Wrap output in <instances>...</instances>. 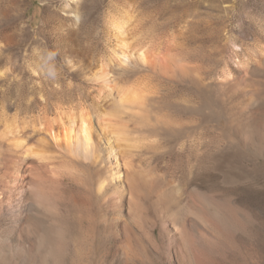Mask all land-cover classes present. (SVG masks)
I'll return each instance as SVG.
<instances>
[{
	"label": "rangeland",
	"instance_id": "374dc122",
	"mask_svg": "<svg viewBox=\"0 0 264 264\" xmlns=\"http://www.w3.org/2000/svg\"><path fill=\"white\" fill-rule=\"evenodd\" d=\"M23 3L17 18L0 0V109L57 119L98 104L102 129L124 134L110 160L157 182L171 215L186 202L205 220L184 227L152 208L155 192L136 217L127 204L85 210L65 181L48 201L69 232L52 241L57 264H264V0ZM131 87L142 103L120 109ZM4 207L0 243L45 227Z\"/></svg>",
	"mask_w": 264,
	"mask_h": 264
},
{
	"label": "bare ground",
	"instance_id": "6f19581e",
	"mask_svg": "<svg viewBox=\"0 0 264 264\" xmlns=\"http://www.w3.org/2000/svg\"><path fill=\"white\" fill-rule=\"evenodd\" d=\"M7 2L10 9L18 14L17 18L23 17L21 15L23 0H7ZM74 15L77 17L76 13ZM120 55L123 59L127 58L124 53ZM139 58L146 59L143 54ZM142 99L141 89L132 88L122 90L115 101L122 109L132 104L139 106ZM46 116L43 113H30L25 110L10 115L0 109V204H5L4 208L10 216L11 223L34 220L45 225L44 228L41 225V228L35 230L31 238H28V235L24 236L27 238L23 243L12 244L9 238L2 241L0 264H48L49 260L50 264H57L59 252L52 246V241L57 238L65 243L67 227L62 226L55 214L50 211L53 206L50 207L48 201L56 192H52L53 187L61 186L62 182L69 181L77 190V195L70 197L76 207L86 210L93 206L108 205L120 211L124 204H127L132 216L135 217L139 215H136L137 211L145 210L142 207L151 194L155 192V196L158 191L157 182H150V179V181L141 180L133 172L110 160L114 149L109 143L114 137L112 134L115 132L114 135H120L123 131L118 127L111 132L110 129L109 131L102 129L100 120L103 114L98 104H92L88 111L58 112L57 119H48L49 117ZM159 196L157 202L151 200L156 203L155 205L154 203L152 205V202L149 204L152 208L156 206L168 214L167 217L180 219L183 226L188 225L186 219L189 216L194 218L196 224L205 223L203 215L195 209L189 210L186 202L182 203L184 213L171 215L174 198L164 194L160 196L161 198ZM52 200H55V197ZM50 232L54 236H51ZM28 240L32 241L31 246L27 243ZM68 240L66 244L70 242ZM64 251L63 249L62 254ZM31 258L33 260H30Z\"/></svg>",
	"mask_w": 264,
	"mask_h": 264
}]
</instances>
